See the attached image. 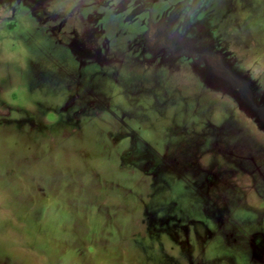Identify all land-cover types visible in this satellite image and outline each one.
Returning <instances> with one entry per match:
<instances>
[{"label": "rangeland", "instance_id": "rangeland-1", "mask_svg": "<svg viewBox=\"0 0 264 264\" xmlns=\"http://www.w3.org/2000/svg\"><path fill=\"white\" fill-rule=\"evenodd\" d=\"M0 264H264V0H0Z\"/></svg>", "mask_w": 264, "mask_h": 264}]
</instances>
